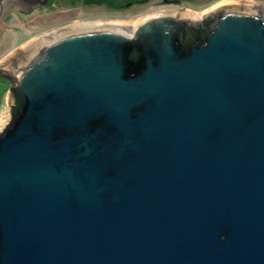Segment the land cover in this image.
<instances>
[{
    "label": "water",
    "instance_id": "water-1",
    "mask_svg": "<svg viewBox=\"0 0 264 264\" xmlns=\"http://www.w3.org/2000/svg\"><path fill=\"white\" fill-rule=\"evenodd\" d=\"M223 6L0 65V264H264V4Z\"/></svg>",
    "mask_w": 264,
    "mask_h": 264
},
{
    "label": "rangeland",
    "instance_id": "rangeland-1",
    "mask_svg": "<svg viewBox=\"0 0 264 264\" xmlns=\"http://www.w3.org/2000/svg\"><path fill=\"white\" fill-rule=\"evenodd\" d=\"M124 1V0H122ZM135 1V8L130 10H121L120 15H128L131 17L141 15L154 10H165L166 8L178 11H191L203 12V15L197 18L196 21L200 22V18L204 15L214 11L222 3L233 0H146L140 3L139 0ZM240 1V0H239ZM252 4H264V0H242ZM54 1L45 6H35L32 11H21L19 7L12 9L5 19V23L10 25L14 30H4L2 39L0 41V59L11 51L17 44L18 39L37 35L42 31H46L55 25H60L66 18L54 10ZM62 4V3H60ZM58 5V7L60 6ZM64 5V4H62ZM92 13V12H91ZM90 12L84 13L85 15L91 14ZM109 13L102 8H99V15ZM83 14V15H84ZM9 28V27H8ZM10 81L6 78L0 77V132L12 120L11 110L13 105L9 96Z\"/></svg>",
    "mask_w": 264,
    "mask_h": 264
},
{
    "label": "flooded vegetation",
    "instance_id": "flooded-vegetation-1",
    "mask_svg": "<svg viewBox=\"0 0 264 264\" xmlns=\"http://www.w3.org/2000/svg\"><path fill=\"white\" fill-rule=\"evenodd\" d=\"M53 1V5H55L54 10H56L60 15H63L66 18V21H63L62 23H60V25L84 19L98 18L99 8H102V10L104 9L105 11L109 12L103 15L113 14L115 16H120L121 18H129L131 17L130 14L120 15V11L135 8V1L133 0H0V41L2 39L4 30L12 29L10 25L5 23V19L12 9L19 7L18 10L21 11H32L35 6H45L49 3H52ZM139 2L144 3L146 2V0H139ZM59 4L60 6L58 7ZM88 12L92 13L87 15L84 14ZM210 16H213V14H211ZM207 21L208 18L202 19V22L199 24L201 25L199 29L200 32L204 31L202 25H204V23ZM12 30H14V28ZM19 40L20 39H18V41ZM0 77L6 78L9 81L11 80L1 73ZM11 84L12 81H10V86Z\"/></svg>",
    "mask_w": 264,
    "mask_h": 264
},
{
    "label": "bare ground",
    "instance_id": "bare-ground-1",
    "mask_svg": "<svg viewBox=\"0 0 264 264\" xmlns=\"http://www.w3.org/2000/svg\"><path fill=\"white\" fill-rule=\"evenodd\" d=\"M239 3L240 4H246V3L249 4V2H245L242 0H240V1L239 0H233V1H228L226 3H222L219 7H222L223 5L228 6L229 4L234 5V4H239ZM162 13H170V14H173L175 16L177 15V16H180L183 18H190V19H197L203 15V12H196V11L186 12V11H178L176 9L171 10V9L166 8L165 10H154V11L144 13L142 15H139L140 17L134 16L131 18H121L120 16H115V15L111 14V15H99L98 18L84 19L82 21L86 22L88 20L89 23L91 22V24H102V25L105 24L106 26L109 25L110 27L121 28V27H126V26L128 27L129 25L134 24L135 21H138L142 18H146V17H150V16H154L157 14H162ZM64 26L65 25L60 26V27H64ZM58 29H60V28H58ZM58 29H56V30H58ZM56 30H54V32ZM45 33L44 34L40 33L37 35L29 36V38L25 37V38L20 39L17 42L16 46L11 51H9L5 55H3V57L0 59V65H3L5 63V61H8L12 57V55L14 54L15 50L19 49L20 47L27 46V45L29 46L31 44L34 46H35V44H36V46H38V45L40 46L41 41L47 39L48 37H50V35H52L51 33H47V31ZM34 39H36L35 44L32 43Z\"/></svg>",
    "mask_w": 264,
    "mask_h": 264
},
{
    "label": "trees",
    "instance_id": "trees-1",
    "mask_svg": "<svg viewBox=\"0 0 264 264\" xmlns=\"http://www.w3.org/2000/svg\"><path fill=\"white\" fill-rule=\"evenodd\" d=\"M213 18H214V16L209 17L208 21L212 20ZM208 21H207V22H208ZM202 28H204L203 25H202ZM16 110H17V107L14 106V107H13V111L16 112Z\"/></svg>",
    "mask_w": 264,
    "mask_h": 264
}]
</instances>
